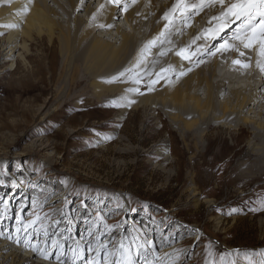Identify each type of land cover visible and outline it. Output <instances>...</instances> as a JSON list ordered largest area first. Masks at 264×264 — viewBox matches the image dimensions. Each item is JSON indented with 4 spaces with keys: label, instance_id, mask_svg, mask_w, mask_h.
Here are the masks:
<instances>
[{
    "label": "rangeland",
    "instance_id": "obj_1",
    "mask_svg": "<svg viewBox=\"0 0 264 264\" xmlns=\"http://www.w3.org/2000/svg\"><path fill=\"white\" fill-rule=\"evenodd\" d=\"M91 2L87 0V4ZM83 12L81 9L79 14ZM55 18L63 24L67 20L63 14ZM117 22L124 24L121 18ZM197 24L201 26L203 22ZM32 47L36 49L32 53L36 54L38 48ZM244 51L251 53L248 49ZM222 62L216 67L218 73L246 81L241 71L230 69L233 64L227 67ZM31 64L41 68L39 74L36 77L26 74L24 80L18 81L15 77L25 73L23 68L9 70L7 62H0V181L5 182L0 185V198L9 201L6 210L0 203L3 213L0 231L15 237V229L20 226L18 216L24 222L25 218H33L30 201L38 190L30 184L39 183L44 189L40 199L48 197L43 210H38L39 215L49 213L51 220L45 224L50 226L53 220L61 219L59 210L67 213L74 208L70 225L73 237L83 233V218L88 213L101 211L108 226L119 224L123 231L128 230L124 224L143 228L148 238L156 242L158 255L161 248L175 246V252L166 258L167 264H212V261L231 264L232 260L236 264H261L264 261V204L261 203L264 172L242 182L235 178L239 172L246 171L241 157L250 137L247 130L231 138L218 128H208L206 140L198 142L195 151L192 144L196 136L190 134L184 142L159 109L126 108L121 113L120 107L111 106L113 101L120 104L115 98L77 101L73 96L84 87L67 88L61 83L60 60L55 54H51L49 71L40 67L37 59ZM253 72L258 75V70ZM25 89L33 91L25 93ZM255 117L263 119L264 114ZM164 141H168V155H171L166 161L157 151ZM185 143L189 144L186 148ZM238 147L242 149L238 151ZM213 155L210 160L214 158L217 166L236 155L216 178L208 176L205 168V172L197 168L204 157ZM13 180L15 186H8ZM194 186L199 192L195 195L196 205ZM206 199L213 200V207L208 206ZM68 226V221L63 220L60 228ZM105 230L102 226L101 231ZM195 235L199 237L193 238ZM19 236L20 245L7 238H0V242L22 255L31 252L33 263L24 264L39 261L57 264L54 258L33 256L34 252L23 243L28 240L44 247L42 229L30 228ZM166 236L170 239L163 242ZM71 244L73 240H67L66 247ZM19 263L17 255L0 257V264Z\"/></svg>",
    "mask_w": 264,
    "mask_h": 264
},
{
    "label": "bare ground",
    "instance_id": "obj_2",
    "mask_svg": "<svg viewBox=\"0 0 264 264\" xmlns=\"http://www.w3.org/2000/svg\"><path fill=\"white\" fill-rule=\"evenodd\" d=\"M49 2L52 4L49 5ZM173 3L174 0H136L133 4L132 0H128V11L124 12L108 4L106 0H92L88 4L87 0H0V62H7V69L13 71L22 67L25 73L15 77V80L22 81L26 74L34 77L39 74L41 68H35L31 64L34 59L38 60L40 67L44 66L49 71L53 53L60 60L58 76L61 83L67 88L84 87L73 96L74 99L101 101L111 97L122 105H126L128 100H135L130 107L121 106V113L126 108H157L168 119L169 127L184 142L190 134L196 136L192 144L195 151L206 140L204 136L208 128H218L231 138L247 130L250 137L244 156L241 157L246 171L239 172L235 178H239L240 182L252 179L258 172H264V118L255 117V114H264V73L256 67L255 51L246 53L241 46L243 56L237 51H227L215 56L205 54L199 60L193 57L191 61L182 60L175 55L181 48L191 44L198 34L209 27H215L216 22L209 25L208 21L219 14L218 7L208 8L194 16L190 26L177 23L170 34H166L165 42L152 48L146 65L139 71L143 77L141 84L132 83L133 75L124 78L126 83L108 82L119 72L131 67L144 45L159 34L164 25L162 16ZM102 4L105 5L103 9L100 8ZM25 7L28 9L26 12ZM81 9L84 11L83 15L79 14ZM59 14L67 18L65 24L55 18ZM93 14L96 16L95 20L92 19ZM119 18L124 20V24L117 22ZM198 22L203 24L200 26ZM234 29L235 26L226 30V35L231 36ZM203 43V40L196 41L190 51H195ZM32 45L38 48L36 54L32 53ZM220 60L227 67L233 64V60L249 63L250 69L246 70L248 72L240 70L238 64L230 67L246 75V81H237L231 76L218 73L216 67L221 64ZM169 66L172 70L162 73L164 78L153 85L152 91H148L149 80L157 79L156 74ZM253 69L258 70V75ZM181 72L186 74L181 76ZM136 87L140 88L142 95L129 91ZM87 89L89 92L85 91ZM23 91L31 93L33 90ZM122 97L126 99H121ZM219 98H223L222 101H218ZM252 113L254 116H250ZM167 143L168 141H164L157 150L165 161L171 157L168 155L170 149ZM187 145L189 144H184L185 148ZM241 149L237 148L238 151ZM212 157L214 155L204 157L197 168H202L201 171L204 172L205 168L208 176L216 178L225 165L235 160L233 157L236 155L222 161L221 166L215 165L214 158L210 160ZM192 190L196 205L198 197L195 195L199 192L195 186ZM44 196L45 194L41 198ZM206 202L209 207H213L212 199H206ZM120 231L123 229H119L117 233ZM197 236L199 237L195 235L193 238ZM7 245L0 242V257L17 255L19 264L33 263L31 252L22 255ZM174 247L169 245L161 248L159 256L166 259L175 252ZM37 254L39 253L35 252L33 256ZM36 264L46 263L39 261Z\"/></svg>",
    "mask_w": 264,
    "mask_h": 264
},
{
    "label": "snow or ice",
    "instance_id": "obj_3",
    "mask_svg": "<svg viewBox=\"0 0 264 264\" xmlns=\"http://www.w3.org/2000/svg\"><path fill=\"white\" fill-rule=\"evenodd\" d=\"M106 2L124 12L128 11V0H106ZM132 3H136V0H132ZM104 7L105 5L103 4L100 6L101 9ZM215 7L219 8V14L212 16L208 21L209 25L216 22L215 27H209L203 33L198 34L191 44L186 48H181L175 55L186 61H191L193 57H197L199 60V57L205 54L215 56L218 53L222 54L227 51H237L243 56L244 53L240 51V47L242 46L244 49L255 51L256 67L261 73H264V0H174L170 9L162 16L164 25L159 34L144 45L131 67L119 72L117 76L112 77L108 82L121 81L126 83L127 80L124 78L133 75L132 83L141 84L143 77L140 76L139 71L142 66L146 65L147 57L151 54L152 48L158 44H163L166 34H170L177 23L183 26H190V22L194 16L200 15L208 8ZM24 11H28L27 7H25ZM92 19H96L95 14H93ZM100 26L103 27V25ZM233 26H235L234 31H232L231 36H227L226 30ZM108 27H111V25H108ZM198 40H203L204 43L197 46L195 51H190L192 45L196 44ZM214 41L220 42L218 44L210 43ZM232 63L238 64L245 69L250 67L249 63H242L240 60H233ZM170 70H172L171 66L162 69L161 73H157V79L149 80L147 90L152 91L153 85L164 78L162 73ZM146 74L151 75L150 73ZM185 74L184 72L180 73L181 76ZM129 91L143 94L139 87L131 88ZM121 99L126 98L122 97ZM133 103H135V100H128L126 105L117 104L113 101L111 106L130 107ZM107 139H111V137H107ZM15 184L16 181L14 180L8 182V186L14 187ZM0 185H5V182L0 181ZM30 187L38 190L37 196L30 201L33 218H25L26 222H24L18 216L20 226L15 229V237L11 234L6 235L4 231H0V238H7L20 245L21 237L19 233L21 231L27 232L30 228L37 231L42 229L45 237L44 247H39L38 242L30 243L28 240H24L23 243L34 253L38 252L45 260L54 258L57 264H166V259L157 254L156 242L154 239L148 238V234L143 228L139 226L130 227L124 224L123 227L128 230L117 233V229L121 225L108 226L105 223L106 215L101 211L88 213L83 218L85 227L83 233L78 237L71 235L70 225L73 222L72 213L75 212L74 208H70L67 213L59 210L61 212V219L53 220L50 226L46 225L45 221L51 220L50 214L44 213L43 217H41L38 210H43L47 204L48 197L40 199V195L44 192V189L39 183L30 184ZM0 203L5 206L6 210L9 201L0 198ZM261 203L264 204V201ZM84 207L87 212L88 205L86 202L84 203ZM232 211L235 212L236 209ZM21 212H23V208H21ZM2 215L3 213L0 212V216ZM63 220H67L69 226L61 229L60 225ZM37 225H40V229H36ZM102 226L106 229L105 231H101ZM133 232L135 235H130ZM64 233H68V235L64 236ZM69 239L73 240V244L66 247L67 240ZM169 239L170 237L166 236L163 242ZM150 256L151 259H149ZM212 264H215V261H212ZM231 264H236V261L232 260ZM261 264H264V261Z\"/></svg>",
    "mask_w": 264,
    "mask_h": 264
}]
</instances>
